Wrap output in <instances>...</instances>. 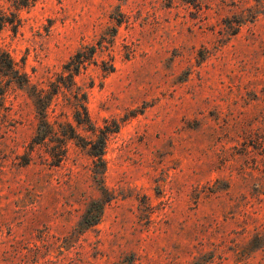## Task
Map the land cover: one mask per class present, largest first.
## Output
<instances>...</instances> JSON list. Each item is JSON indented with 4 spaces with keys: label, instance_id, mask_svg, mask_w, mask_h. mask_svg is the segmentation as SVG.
Listing matches in <instances>:
<instances>
[{
    "label": "rangeland",
    "instance_id": "1",
    "mask_svg": "<svg viewBox=\"0 0 264 264\" xmlns=\"http://www.w3.org/2000/svg\"><path fill=\"white\" fill-rule=\"evenodd\" d=\"M19 1L0 0L16 69L48 92L95 47L74 82L113 133L103 174L82 127L53 165L0 72V264H264V0ZM68 98L52 123L76 126Z\"/></svg>",
    "mask_w": 264,
    "mask_h": 264
},
{
    "label": "trees",
    "instance_id": "2",
    "mask_svg": "<svg viewBox=\"0 0 264 264\" xmlns=\"http://www.w3.org/2000/svg\"><path fill=\"white\" fill-rule=\"evenodd\" d=\"M37 0H20V7H28L35 3ZM11 25L14 29L19 26V20L15 13L8 16L0 12V33L2 30ZM97 49L94 47L89 53L85 54L84 51L77 52L65 66L67 75L64 76L61 83L53 86V88L46 92L45 90H38L30 85L29 79L25 74H22L16 69L15 62L10 53L0 45V72L3 76L10 77L18 86L22 88H29L31 94L35 98V109L38 118V127L35 137L31 143V149L37 146L46 148L53 165L59 166L64 158L67 156V141L68 140H82L77 132V127H82L88 132L95 135L96 138L90 141L89 154L95 161L96 170L102 173L105 169V150L108 142V136L113 133V130L106 127L105 129L98 128L91 119L88 111V96L81 88L75 86L74 77L79 75L82 69H85L87 63L90 64L91 57H94ZM65 89L70 94L67 99V106L72 110V120L76 124L73 125L70 121L52 123L50 120V110L55 105V98L58 97L62 89ZM54 112V111H53ZM57 126V128H56ZM102 171V172H101ZM101 210L92 216L87 225L93 226L99 223L101 219Z\"/></svg>",
    "mask_w": 264,
    "mask_h": 264
}]
</instances>
